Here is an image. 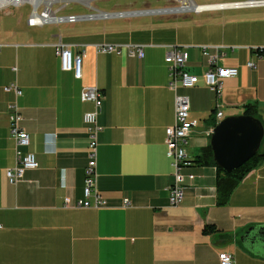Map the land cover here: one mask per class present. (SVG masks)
Returning a JSON list of instances; mask_svg holds the SVG:
<instances>
[{
	"label": "crops",
	"instance_id": "0c3cea01",
	"mask_svg": "<svg viewBox=\"0 0 264 264\" xmlns=\"http://www.w3.org/2000/svg\"><path fill=\"white\" fill-rule=\"evenodd\" d=\"M154 1L131 12L180 7L185 0ZM189 1L208 8L104 17L97 21L118 23L90 29L78 23L62 24V30L61 25L31 27V15L0 11V264H220L222 252L233 255L235 264H264L261 250L246 244L255 227L264 226V161L227 205L218 204L217 167L193 162L211 145L216 125L243 116L247 105L257 107L264 124V55L257 52L264 50V5ZM60 41L73 45L74 55L85 51L81 79L61 69L55 50ZM102 44L142 45L144 57L102 54L95 48ZM172 47L188 53L187 69L200 80L179 90L189 97L191 119L198 125L187 139L192 164L184 169L195 178L176 207L169 202L174 177L165 143L167 128L175 124V93L165 60ZM203 47L216 57V66L239 70L219 95L204 82L210 59ZM249 62L256 68L247 67ZM12 83L21 97L5 92ZM87 87L104 96L97 165L98 188L107 201L103 208L75 207L84 197L89 161L84 115L94 106L81 99ZM13 104L24 117L20 128L31 138L23 151L36 153L40 162L16 185L6 176L15 166ZM206 225L230 235V241L205 235Z\"/></svg>",
	"mask_w": 264,
	"mask_h": 264
},
{
	"label": "built area",
	"instance_id": "2783aa9c",
	"mask_svg": "<svg viewBox=\"0 0 264 264\" xmlns=\"http://www.w3.org/2000/svg\"><path fill=\"white\" fill-rule=\"evenodd\" d=\"M177 1V0H176ZM72 3L83 5L85 8L92 10L90 0H0V11H10L19 9L27 4L33 8L28 25L31 27L46 25L76 24L81 22H92L104 17L127 18L132 15L143 13L149 15H171L178 13H189L192 11L199 12L208 7H196L189 0L183 1L180 7L165 9L129 11L105 13L95 10L94 13L85 15L71 14L58 15L53 11L55 5L63 6L58 11H63ZM255 6L264 5V1H249L244 4L234 6ZM1 47V46H0ZM73 45L64 44L60 41L55 46L57 56L59 57L61 69L66 72H73L77 79L83 75V59L85 51L74 55ZM95 48L102 54H115L118 56L127 54L129 57H144V46L136 44H102L95 45ZM209 47H203L204 55L209 56ZM188 53L178 47H172L166 55V63L169 71V88L175 93V124L166 130V148L167 157L170 159L173 167V184L169 187V202L173 207L179 206L184 201L185 189L189 181L194 180L193 175H185L184 169L189 165L186 151L187 139L191 136L192 131L197 127L198 122L191 119L190 99L186 95L179 93L180 89H190L199 84V78L191 74L187 69ZM210 68L204 75L206 86L215 94L219 95L224 88L227 79L237 77L239 70L237 68H225L216 66V57L209 56ZM247 67L255 69L254 63L249 62ZM5 92H13L17 97H21L23 92L16 83H12L4 88ZM83 102L91 103L94 110L84 115V123L88 134V156L89 161L85 170V188L84 197L78 201L77 208H103L107 206V201L98 188V157H99V135L102 128L99 125V116L103 108L104 96L97 87H87L81 95ZM10 129L15 141V166L6 171L9 182L16 185L28 171L37 170L40 167L39 159L34 152H24L31 145L30 135L20 128L24 120L19 107L16 104L10 106ZM223 113H218L221 120ZM70 199L65 200V206L70 207ZM131 203L128 199L124 200V207L129 208ZM3 227L0 225V229ZM220 264H235L234 256L222 252L219 254Z\"/></svg>",
	"mask_w": 264,
	"mask_h": 264
},
{
	"label": "water",
	"instance_id": "95a60500",
	"mask_svg": "<svg viewBox=\"0 0 264 264\" xmlns=\"http://www.w3.org/2000/svg\"><path fill=\"white\" fill-rule=\"evenodd\" d=\"M264 140V124L252 116L228 117L213 129L211 147L216 165L225 173H233L260 151ZM246 244L264 247V229H255ZM245 242V240H244Z\"/></svg>",
	"mask_w": 264,
	"mask_h": 264
},
{
	"label": "trees",
	"instance_id": "16d2710c",
	"mask_svg": "<svg viewBox=\"0 0 264 264\" xmlns=\"http://www.w3.org/2000/svg\"><path fill=\"white\" fill-rule=\"evenodd\" d=\"M259 54L264 55V50H258ZM244 115L252 116L256 119L260 120L258 115L257 107L254 105H247L245 107ZM264 161V153L260 151L254 156L250 161L245 163L241 168L233 173H225L222 169H220L215 161H214V153L211 145L205 147L201 150V154L197 157L194 163L201 164L204 166H215L219 172L218 179V204L219 205H227L230 201L231 195L234 190L239 186V184L244 180V178L254 169H256L262 162ZM189 165H191V161H189ZM264 229V226L255 227V229ZM205 235H213L216 238H219L221 242H229L230 235L221 234L220 231L214 225H206L203 230ZM261 250L262 254H260L264 258V247L258 248Z\"/></svg>",
	"mask_w": 264,
	"mask_h": 264
},
{
	"label": "rangeland",
	"instance_id": "374dc122",
	"mask_svg": "<svg viewBox=\"0 0 264 264\" xmlns=\"http://www.w3.org/2000/svg\"><path fill=\"white\" fill-rule=\"evenodd\" d=\"M61 1H72V0H61ZM83 1V0H82ZM148 1L152 4L155 3L154 0H90L92 10L85 8L81 4L72 3L69 7L65 8L63 11H58L63 4L61 5H55L53 7V11L56 12L58 15H71V14H78V15H85L89 13H94L95 10L105 13H115V12H122V11H131V10H140L143 9V2ZM32 6L30 4H27L19 9H15V12H18V14H22L25 16H30L32 13ZM120 21V20H119ZM125 22V21H120ZM118 23V21H95V22H81L78 23L79 28L81 29H90V25H108ZM61 25V30L65 29V26ZM58 30V28H56ZM59 32V31H57ZM61 32V31H60Z\"/></svg>",
	"mask_w": 264,
	"mask_h": 264
},
{
	"label": "bare ground",
	"instance_id": "6f19581e",
	"mask_svg": "<svg viewBox=\"0 0 264 264\" xmlns=\"http://www.w3.org/2000/svg\"><path fill=\"white\" fill-rule=\"evenodd\" d=\"M105 18H107V17H105Z\"/></svg>",
	"mask_w": 264,
	"mask_h": 264
}]
</instances>
